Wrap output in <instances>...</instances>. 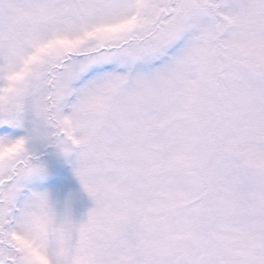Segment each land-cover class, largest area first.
Masks as SVG:
<instances>
[{"label": "snow or ice", "instance_id": "1", "mask_svg": "<svg viewBox=\"0 0 264 264\" xmlns=\"http://www.w3.org/2000/svg\"><path fill=\"white\" fill-rule=\"evenodd\" d=\"M94 202L58 219L32 144ZM0 264H264V0H0Z\"/></svg>", "mask_w": 264, "mask_h": 264}, {"label": "rangeland", "instance_id": "2", "mask_svg": "<svg viewBox=\"0 0 264 264\" xmlns=\"http://www.w3.org/2000/svg\"><path fill=\"white\" fill-rule=\"evenodd\" d=\"M31 147L45 172L25 182L20 190L19 201L23 202L34 191L45 192L58 219L67 217L73 222L86 219L94 202L74 174L77 155L73 153L65 157L55 146L40 141H35Z\"/></svg>", "mask_w": 264, "mask_h": 264}, {"label": "clouds", "instance_id": "3", "mask_svg": "<svg viewBox=\"0 0 264 264\" xmlns=\"http://www.w3.org/2000/svg\"><path fill=\"white\" fill-rule=\"evenodd\" d=\"M15 147H16V146L14 145L12 148H4L3 150H0V159H4V158H6L7 155H8L10 152L14 151ZM48 200H49V196H48ZM49 203H50V201H49ZM50 205H51V204H50Z\"/></svg>", "mask_w": 264, "mask_h": 264}]
</instances>
